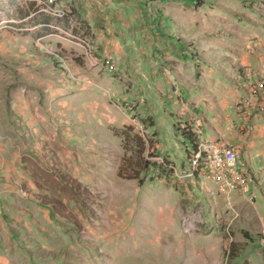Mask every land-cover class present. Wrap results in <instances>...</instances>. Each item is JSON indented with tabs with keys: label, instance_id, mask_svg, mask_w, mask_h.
I'll use <instances>...</instances> for the list:
<instances>
[{
	"label": "rangeland",
	"instance_id": "374dc122",
	"mask_svg": "<svg viewBox=\"0 0 264 264\" xmlns=\"http://www.w3.org/2000/svg\"><path fill=\"white\" fill-rule=\"evenodd\" d=\"M43 1L0 0V264H264L180 135L251 127L264 0Z\"/></svg>",
	"mask_w": 264,
	"mask_h": 264
},
{
	"label": "crops",
	"instance_id": "0c3cea01",
	"mask_svg": "<svg viewBox=\"0 0 264 264\" xmlns=\"http://www.w3.org/2000/svg\"><path fill=\"white\" fill-rule=\"evenodd\" d=\"M43 2L56 3L57 1L44 0ZM30 15L31 14L28 13L26 18H28ZM42 25L49 26L44 22H37L32 26V28H36L37 26H42ZM263 87H264V83H263ZM238 96L240 95L238 94ZM246 98H250V96L249 97L246 96ZM258 99L261 100L258 101L257 103V105H259L260 107L258 108L251 107L250 112H248L250 114H248L246 113V109L249 107V105H247L248 103L244 102L243 104H240V102L238 101L236 102L235 95L233 96L232 99L234 102L233 106L234 109L236 110H232L235 111L233 112L234 119L232 121L235 123L234 125H237L236 123L239 120H243L246 123V125L248 124V121H250L249 123L251 124V127H249L246 133L240 135V133L239 132L237 133L233 127H232L233 129L229 128V130H227L225 127H219V125H217V127H215L216 131H214L213 134H215L216 132L217 133L212 137H210L215 141H219L221 143H225L230 146L236 147L237 150H239L240 148L241 152L239 150L238 155L245 162V165L246 167H248L249 172L252 173V175L255 177L256 183L254 185L248 186L249 193L251 194V197L255 198V201L252 200L250 201L249 199L240 196V194L237 191L234 192L225 191L222 188H220L217 184L213 183V181H211L212 183L211 182L210 183L213 184V187L216 191L218 190L219 195H216V197H218V202L224 201L226 205H228V203L232 204L233 207L240 212L239 215L241 216L242 220L245 218L246 220L245 219L244 220L248 222V225L259 226L262 228L261 229L262 232H264V206H263L264 203L261 205L256 203L257 192H259V197L261 199H264V179H262V176L264 175V129L260 130V127H258L262 125L264 121L263 123H261L262 120L260 121L259 119L262 118H259L257 116H251V113L256 112L261 115L262 114L261 111H264V95H262L261 99L259 97ZM259 108H261V111L258 110ZM263 116L261 115V117ZM211 126L214 127V125L212 124L207 125L208 130L214 129ZM226 132H228L227 133L228 137L225 136ZM207 136L209 135L207 134L206 137ZM256 159L260 160V163L262 162V164L255 166ZM259 167L262 168L263 174L261 175V181L258 184V178L260 177H258L255 171L256 169H259ZM235 204H237L238 206L235 207ZM241 205H243V207ZM261 206H262V210H261ZM232 211L234 212L232 216H235V210Z\"/></svg>",
	"mask_w": 264,
	"mask_h": 264
},
{
	"label": "built area",
	"instance_id": "2783aa9c",
	"mask_svg": "<svg viewBox=\"0 0 264 264\" xmlns=\"http://www.w3.org/2000/svg\"><path fill=\"white\" fill-rule=\"evenodd\" d=\"M262 85L263 82L260 83L261 87ZM238 154L239 150L228 144L200 141L199 150L188 159L187 175L191 177L196 168H205V179L216 176L220 188L229 192L238 191L247 197L249 190L245 189V180H251L252 183L254 181L243 169L245 162ZM219 164L227 165V174H219Z\"/></svg>",
	"mask_w": 264,
	"mask_h": 264
},
{
	"label": "trees",
	"instance_id": "16d2710c",
	"mask_svg": "<svg viewBox=\"0 0 264 264\" xmlns=\"http://www.w3.org/2000/svg\"><path fill=\"white\" fill-rule=\"evenodd\" d=\"M191 2L196 1L198 4H202L204 1L203 0H190ZM181 139L184 142V144L188 147L185 150L186 153V158L187 160L189 159V156L192 151L198 150L199 148V140L194 133L193 129L191 126L186 125L184 129L181 130L180 132ZM193 156V152L191 154V157ZM135 178V177H133ZM235 257V255H230V258Z\"/></svg>",
	"mask_w": 264,
	"mask_h": 264
},
{
	"label": "bare ground",
	"instance_id": "6f19581e",
	"mask_svg": "<svg viewBox=\"0 0 264 264\" xmlns=\"http://www.w3.org/2000/svg\"><path fill=\"white\" fill-rule=\"evenodd\" d=\"M198 150H199V148H198ZM198 150H196V151L194 152V154H195ZM194 154H193V156H194ZM195 170H196V171H198V170L204 171L205 168H196ZM219 174H227V165H226V164H219ZM209 177H211V176H209ZM213 177L216 178V176H213ZM216 179H217V178H216ZM244 180H245V179H244ZM245 182H246V180H245Z\"/></svg>",
	"mask_w": 264,
	"mask_h": 264
}]
</instances>
